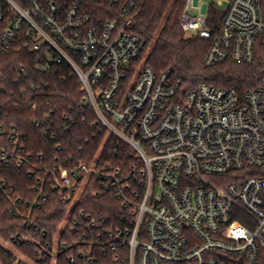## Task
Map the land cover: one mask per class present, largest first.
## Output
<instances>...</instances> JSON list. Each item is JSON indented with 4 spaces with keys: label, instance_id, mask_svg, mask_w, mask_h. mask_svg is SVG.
I'll return each instance as SVG.
<instances>
[{
    "label": "built area",
    "instance_id": "1",
    "mask_svg": "<svg viewBox=\"0 0 264 264\" xmlns=\"http://www.w3.org/2000/svg\"><path fill=\"white\" fill-rule=\"evenodd\" d=\"M146 2L0 0V22H8L1 51L19 47L25 36L38 69L68 67L97 122L137 158L127 178L116 169L100 181L127 209V222L106 239L95 217L68 211L70 229L83 232L72 241L89 246L77 254L101 243L117 264H264V80L243 95L208 82L183 91L168 72H156L147 60L141 65L147 42L134 27ZM211 4L192 15L199 0H186L180 20L187 37L211 39L205 64L252 62L264 44V0H228L216 32ZM28 104L38 106L31 98ZM66 163L47 167L37 183L51 176L75 203L100 171L96 161ZM38 186L30 206L48 198ZM60 244L67 246H42V260L58 264Z\"/></svg>",
    "mask_w": 264,
    "mask_h": 264
},
{
    "label": "trees",
    "instance_id": "2",
    "mask_svg": "<svg viewBox=\"0 0 264 264\" xmlns=\"http://www.w3.org/2000/svg\"><path fill=\"white\" fill-rule=\"evenodd\" d=\"M185 3L147 0L134 27L147 42V63L158 73L168 72L183 91L208 82L234 88L243 95L259 85L264 80V44L258 45L250 63L229 59L207 66L205 56L211 39L185 37L180 25ZM3 9L0 6V12ZM222 17L223 12L211 4L214 32ZM7 24L0 22V264H51L50 256L42 260L40 252L42 246L54 248L56 242L67 244L58 247V264H117L113 251L101 243L88 255L79 256L77 252H87L89 246L72 241L83 232L72 231L66 217L71 207L76 212L84 210L96 218L104 239L109 229L124 225L128 219L123 201L100 181L116 169L127 178L137 161L134 149L97 122L92 107L83 103L81 83L68 67L38 69L37 54L31 44H25V36L19 47L2 52L1 32ZM30 98L37 101V108L29 106ZM46 115L50 116L48 122ZM68 158L72 167L80 161H96L100 175L91 177L75 203L49 176L39 183L47 200L38 206L28 205L38 196L33 188L39 187L37 180L45 177V169L66 163ZM70 255H76L75 262H70Z\"/></svg>",
    "mask_w": 264,
    "mask_h": 264
},
{
    "label": "rangeland",
    "instance_id": "3",
    "mask_svg": "<svg viewBox=\"0 0 264 264\" xmlns=\"http://www.w3.org/2000/svg\"><path fill=\"white\" fill-rule=\"evenodd\" d=\"M219 1H220V2H219ZM212 2L214 3L215 7H216L219 11H222V12H224V10H225V8H226V6H227V4H228V0H199V5H198V6L193 5V7H192L190 13H191L192 15H197V14H199V13L202 11V10H201V7H202V5H203L204 3H209V4H211ZM185 37H187V36L185 35ZM187 38H189V37H187ZM146 58H147V56L144 57V59H143L141 65L145 62Z\"/></svg>",
    "mask_w": 264,
    "mask_h": 264
},
{
    "label": "water",
    "instance_id": "4",
    "mask_svg": "<svg viewBox=\"0 0 264 264\" xmlns=\"http://www.w3.org/2000/svg\"><path fill=\"white\" fill-rule=\"evenodd\" d=\"M237 264H245V263L242 260H239V262Z\"/></svg>",
    "mask_w": 264,
    "mask_h": 264
}]
</instances>
